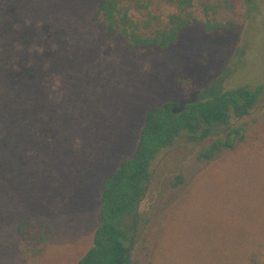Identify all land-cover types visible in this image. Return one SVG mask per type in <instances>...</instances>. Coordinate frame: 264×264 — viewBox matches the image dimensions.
<instances>
[{"label": "rangeland", "instance_id": "374dc122", "mask_svg": "<svg viewBox=\"0 0 264 264\" xmlns=\"http://www.w3.org/2000/svg\"><path fill=\"white\" fill-rule=\"evenodd\" d=\"M98 2L20 0L26 24L50 23L67 32L76 67L53 75L48 85L73 113L76 137L67 158L57 146L35 156V167L50 177L37 196L13 190L0 179V264L76 263L92 243L102 183L135 152L152 107L194 99L218 79L226 90L246 84L264 90V0L240 6L237 17L221 11L217 21L238 24L225 36L191 28L177 47L159 54L126 50L101 39L92 20ZM197 8L194 2L196 16ZM13 55L15 61L18 55ZM4 56L0 54V67ZM86 100L102 115L91 113ZM238 126L244 127L246 138L234 153L198 158L222 136L218 131L224 129L218 127L203 142L158 154L138 207L130 264L147 262V253L152 264L264 261V94L249 115L231 121V127ZM22 219L40 221L49 229L37 259L21 257L16 230ZM159 221L162 230L155 239Z\"/></svg>", "mask_w": 264, "mask_h": 264}, {"label": "trees", "instance_id": "16d2710c", "mask_svg": "<svg viewBox=\"0 0 264 264\" xmlns=\"http://www.w3.org/2000/svg\"><path fill=\"white\" fill-rule=\"evenodd\" d=\"M252 1L99 0L92 20L101 39L113 40L126 50L159 54L177 47L191 28L204 35L225 36L238 24L217 21L219 13L225 10L237 17L238 8ZM67 40V32L58 25L26 24L20 0H0V54L6 52L0 67V82L4 83L0 93V179L27 196H37L44 184H50L49 174L35 167V156L57 146L67 158L76 137L73 113L52 95L48 85L53 75L76 67ZM13 53L18 55L15 61ZM263 94L261 85L226 90L218 79L194 99L152 107L145 116L135 152L102 183L92 243L75 264H130L139 225L138 207L158 154L203 142L218 127L224 129L218 131L222 136L201 150L198 158L213 160L222 152H236L245 143L246 134L244 127H231V121L249 115ZM86 106L94 115H102L91 100H86ZM161 230L159 221L155 239ZM16 231L21 257L39 258L49 239L48 227L40 221L32 224L22 219ZM145 257L148 261L142 264H152L148 253ZM250 263L264 261L252 259Z\"/></svg>", "mask_w": 264, "mask_h": 264}]
</instances>
